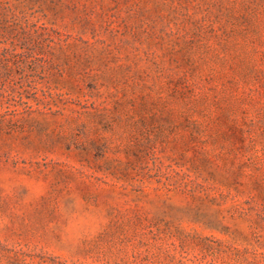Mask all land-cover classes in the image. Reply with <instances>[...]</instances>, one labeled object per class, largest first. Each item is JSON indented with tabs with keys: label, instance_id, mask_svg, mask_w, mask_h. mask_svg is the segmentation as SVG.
I'll list each match as a JSON object with an SVG mask.
<instances>
[{
	"label": "rangeland",
	"instance_id": "374dc122",
	"mask_svg": "<svg viewBox=\"0 0 264 264\" xmlns=\"http://www.w3.org/2000/svg\"><path fill=\"white\" fill-rule=\"evenodd\" d=\"M0 264H264V0H0Z\"/></svg>",
	"mask_w": 264,
	"mask_h": 264
}]
</instances>
